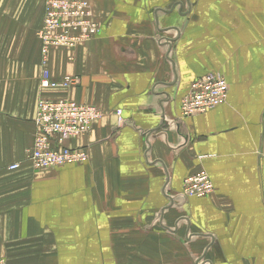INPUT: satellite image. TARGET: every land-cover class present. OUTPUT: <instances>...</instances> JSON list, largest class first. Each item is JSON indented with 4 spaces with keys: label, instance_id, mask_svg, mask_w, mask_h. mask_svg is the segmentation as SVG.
I'll use <instances>...</instances> for the list:
<instances>
[{
    "label": "crops",
    "instance_id": "crops-1",
    "mask_svg": "<svg viewBox=\"0 0 264 264\" xmlns=\"http://www.w3.org/2000/svg\"><path fill=\"white\" fill-rule=\"evenodd\" d=\"M86 1L100 34L73 49L53 48L47 59L52 79L80 83L43 89L36 33L46 0H0V259L264 264V0H220L225 14L215 17L234 20L246 36L242 51H260L238 80L210 66L206 52L217 39L186 41L189 31L216 33L196 26L217 9L213 1ZM210 73L226 80V102L182 118L181 98ZM39 99L102 111L88 133L68 142L85 149L83 163L31 167ZM201 170L213 192L184 198L183 180Z\"/></svg>",
    "mask_w": 264,
    "mask_h": 264
},
{
    "label": "built area",
    "instance_id": "built-area-1",
    "mask_svg": "<svg viewBox=\"0 0 264 264\" xmlns=\"http://www.w3.org/2000/svg\"><path fill=\"white\" fill-rule=\"evenodd\" d=\"M101 32L86 0H46L42 24L36 33L40 42L43 89L70 88L79 85L76 76L60 80L50 77L47 69L48 53L53 48L73 49L97 37ZM228 84L219 74H206L190 84L181 98L180 116L189 118L212 111L226 102ZM121 110L115 111L117 124L121 125ZM103 116L93 105L69 100L39 99L36 104L34 125L36 133L29 162L34 170L59 169L65 165H78L86 160L83 148L68 146V142L88 133ZM18 164L9 166L16 170ZM213 192L212 182L203 170L183 180L181 195L184 198H205ZM0 264L4 261L0 259Z\"/></svg>",
    "mask_w": 264,
    "mask_h": 264
},
{
    "label": "rangeland",
    "instance_id": "rangeland-1",
    "mask_svg": "<svg viewBox=\"0 0 264 264\" xmlns=\"http://www.w3.org/2000/svg\"><path fill=\"white\" fill-rule=\"evenodd\" d=\"M214 3H205L204 5H201L200 8L208 7V5H213L217 7V9H211L210 11H206L203 15L206 17H210V19L202 18L201 21L196 25L199 26L203 32L204 28L209 27H216V33L210 34H203V35H195L194 33L190 32L186 34V41L192 42L193 40L202 39L206 42L213 41L215 42V39H217V43H213L211 46L212 48L209 49V52H206V54L210 55L211 60H209L210 66L212 68L216 69V72H220L222 76L227 77L229 76H235L237 74L246 73L248 70L253 69V67L248 66L247 64L251 60H256L260 56V51H256V47L254 46L253 50H250V47H245L242 51V41L246 40V36L244 33H242L240 30H235V22L234 20L225 19V18H216L217 15H224L225 12L219 8L225 9L226 4L223 3V1L220 0H211ZM195 8L197 11V15L200 12V9H198L197 4H195ZM216 12V13H215ZM222 12V13H221ZM235 13H230V15H234ZM209 21V22H207ZM216 24V25H215ZM236 31L238 32L236 34ZM261 42V45L259 43V46L262 47V53L264 54V39H262V36H259ZM187 42V43H188ZM209 55H207L209 57ZM207 57V58H208ZM261 56L260 58H262ZM233 60V61H231ZM238 61V63L236 62ZM245 62V63H244ZM242 64H246L244 68L242 67ZM239 72V73H237ZM234 80H238V78L235 76Z\"/></svg>",
    "mask_w": 264,
    "mask_h": 264
}]
</instances>
